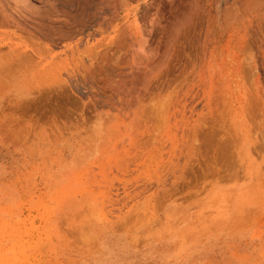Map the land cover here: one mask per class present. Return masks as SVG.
<instances>
[{
	"label": "rangeland",
	"instance_id": "rangeland-1",
	"mask_svg": "<svg viewBox=\"0 0 264 264\" xmlns=\"http://www.w3.org/2000/svg\"><path fill=\"white\" fill-rule=\"evenodd\" d=\"M0 264H264V0H0Z\"/></svg>",
	"mask_w": 264,
	"mask_h": 264
}]
</instances>
